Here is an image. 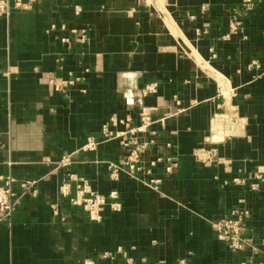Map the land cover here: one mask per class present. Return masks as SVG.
I'll return each instance as SVG.
<instances>
[{"label":"crops","instance_id":"0c3cea01","mask_svg":"<svg viewBox=\"0 0 264 264\" xmlns=\"http://www.w3.org/2000/svg\"><path fill=\"white\" fill-rule=\"evenodd\" d=\"M29 3L0 17V176L36 182L14 186L0 264L263 263L264 0L237 17L243 0ZM235 17L240 32L225 38ZM143 113L157 189L109 168L126 150L106 135ZM70 175L117 190L121 210L91 220L70 201ZM243 211L252 247L233 253L214 226Z\"/></svg>","mask_w":264,"mask_h":264},{"label":"built area","instance_id":"2783aa9c","mask_svg":"<svg viewBox=\"0 0 264 264\" xmlns=\"http://www.w3.org/2000/svg\"><path fill=\"white\" fill-rule=\"evenodd\" d=\"M32 0H0V17L8 16L11 13L12 7L16 9H27L29 2ZM255 0H243L240 10L237 12L236 17L248 13L252 9ZM233 18L229 24L228 33L225 38H229L240 32L241 20ZM203 31H197L200 35ZM249 68H261L259 63H252ZM153 91V87H149L147 92ZM146 92V93H147ZM130 119H126L128 123ZM152 125L150 115L143 113L141 115V125L134 129H129L125 133L116 135H106L108 139H114L123 137L122 146L126 150V156L122 168L115 165H111L109 168L112 170V178L117 179L119 173L122 171L131 178L141 181L152 189H157L161 180L158 178H148L152 175V168L161 161L150 162L149 166L144 161V155L155 144L154 139L142 138V134H146ZM98 143L94 139H89L84 146V150L92 151L97 148ZM167 174H171L176 167V161L173 158H167ZM70 160L65 159L61 162L62 167L70 165ZM70 179L76 181L75 195L71 197L70 201L73 205L82 207V209L88 214L89 218L93 221H102L103 212L107 207H110L112 211L118 212L121 210V203L119 200V193L117 190L111 191L108 195H102L92 189L89 182L81 177L70 175ZM19 185L24 191L32 190L35 193V181H20L18 182L12 176H0V224L8 223L13 218L21 201V196L15 191L14 186ZM69 186L63 190L65 195H69ZM247 216V212H235L231 217L222 220L215 224V231L218 239L226 242L229 249L233 253L244 252L248 247H252L250 241L245 236L244 218ZM261 264H264L261 263Z\"/></svg>","mask_w":264,"mask_h":264}]
</instances>
